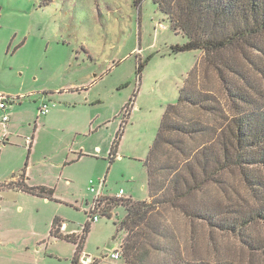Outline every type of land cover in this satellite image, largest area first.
I'll use <instances>...</instances> for the list:
<instances>
[{"label":"rangeland","instance_id":"1","mask_svg":"<svg viewBox=\"0 0 264 264\" xmlns=\"http://www.w3.org/2000/svg\"><path fill=\"white\" fill-rule=\"evenodd\" d=\"M186 40L170 29L150 0L140 6L134 0H0V94L10 99L6 112L0 110V183L26 172L31 184L45 182L54 189L49 201L14 189L0 193V264H71L75 246L50 237L49 229L57 216L68 232H82L93 199L90 179H104V196L115 197L122 189L124 199L147 200L144 161L165 109L176 103L194 66L196 90L211 94L228 113L226 92L216 71L205 66L203 52H172V46ZM222 56L239 72L228 71V79L264 99V33ZM42 103L55 107L41 115ZM182 112L213 123L199 108L183 106ZM3 115L9 123L1 121ZM90 123L98 126L95 132L77 134L88 132ZM33 135L37 145L28 153L25 138ZM182 139L188 148L201 144L199 138ZM94 144L95 156L63 167L58 180L67 148L89 152ZM112 145L119 157L110 162ZM194 200L216 203L227 212L251 201L237 171L223 174ZM124 216L121 205L111 209L110 218L99 215L89 225L83 255L96 264L123 263L108 257L125 237L116 226ZM152 222L168 234L160 242L170 245L173 257L264 264V252L245 242L264 238L261 225L245 229L240 237L191 222L168 207ZM145 248L153 259L164 257L152 246Z\"/></svg>","mask_w":264,"mask_h":264},{"label":"trees","instance_id":"2","mask_svg":"<svg viewBox=\"0 0 264 264\" xmlns=\"http://www.w3.org/2000/svg\"><path fill=\"white\" fill-rule=\"evenodd\" d=\"M143 1L134 0V3L140 6ZM150 1L166 17L170 29L176 34L181 32L187 39L183 44L172 46V52H203V62L216 71L230 109L227 113L211 94L196 90L194 66L178 91L176 103L165 109L156 138L144 161L148 200L132 201L103 196L100 216L110 218L113 207L121 205L124 208V218L116 223L117 229L126 233L121 264H231L223 261H190L171 256L170 245L164 246L160 242L161 239L167 241L168 234L162 233L160 223L154 224L152 221L161 209L168 207L176 209L191 222H203L211 228L240 237L251 226L261 225L264 229V99H256L228 79V71L233 74L239 72L232 62H224L222 56L228 50L249 45L252 38L264 33V0ZM183 106L207 112L213 123L186 117L182 112ZM182 137L199 138L201 144L188 148ZM173 150L177 151L179 158L172 156V153L167 154ZM115 153L116 145H112L110 161ZM229 171H237L248 190L251 201L246 202L245 206L227 212L216 203L194 200L195 195ZM23 175H19L16 182L1 184L0 188H16L54 199L52 189L29 187L23 182ZM61 225L62 219L54 217L49 234L76 245L71 264H79L78 258L89 232V223L83 227L79 240L77 236L62 234ZM245 242L249 243L250 248L264 252V238ZM147 245L157 253H164V257L153 259L146 255Z\"/></svg>","mask_w":264,"mask_h":264},{"label":"crops","instance_id":"3","mask_svg":"<svg viewBox=\"0 0 264 264\" xmlns=\"http://www.w3.org/2000/svg\"><path fill=\"white\" fill-rule=\"evenodd\" d=\"M62 91V90H61ZM60 91V92H61ZM12 102V101H11ZM48 106H49V110H48V113H50V109L54 106L53 104L52 105H49L48 104ZM55 107V106H54ZM38 113H39V110H38ZM48 113H46V114H48ZM40 114V113H39ZM46 114H41V115H46ZM9 121H10V118H9V120H8V122L7 123H9ZM93 122V120H91V123ZM6 123V124H7ZM91 123H90V127L88 128V132H77V134H84V133H93V132H95L97 129H98V126L96 127V128H93V126H91ZM7 128V127H6ZM8 129V128H7ZM25 140H26V138H25ZM37 138L35 139V136L33 135L32 137H31V142H30V144H28V143H26L27 144V149L29 148V152L28 153H30L31 152V150H32V147H35L36 145H37ZM3 144H5V143H3ZM2 144V145H3ZM4 146V145H3ZM67 153L65 154L66 156H65V158H64V160L62 161V163H61V168H62V170H61V176H60V178L58 177V180H61V177H62V175H64V169H63V167H66L67 165H69V164H73V163H75V162H79V161H83L84 160V158H93V156H95V154H92V153H95V152H98V144H94L93 145V147H92V150H90L89 152H87L86 150H83L82 149V147L81 148H74V147H72V146H69L68 148H67ZM92 151V152H91ZM94 151V152H93ZM109 156H110V154H109ZM116 157H119V156H117V154L115 153V156H114V158H113V160L116 158ZM110 160V159H109ZM113 160H111L110 162H113ZM144 166V165H143ZM144 169H145V172H146V168H145V166H144ZM23 182L27 185V186H29V187H46V188H49V189H51L52 187H51V185L50 184H48V183H45V182H42V183H34V184H42V185H33V183L31 184L30 182H28L27 180H28V178H27V176H26V172H23ZM146 176H147V172H146ZM17 178L18 177H13L12 178V180L11 181H6V182H3V183H0V185L1 184H4V183H8V182H16V180H17ZM101 179V178H100ZM99 179L97 178V179H95V180H93V179H90L89 180V183H90V181H92L93 183H97V181H98ZM146 188H147V194H148V184L146 183ZM10 189H14V191L16 192V193H19V194H29V193H26V192H23V191H20V190H18V189H16V188H10ZM10 189H8V188H6V187H4V188H0V193L1 192H4V191H6V190H10ZM104 189V188H103ZM52 190H54L53 188H52ZM119 190H122V189H119ZM89 191V190H88ZM123 191V190H122ZM54 192V191H53ZM54 194V193H53ZM118 194V193H117ZM116 194V195H117ZM30 195H32V194H30ZM102 195H103V191H102ZM116 195H115V197H116ZM34 196H36V195H34ZM104 196V195H103ZM36 197H39V196H36ZM53 197H54V195H53ZM123 197H124V191H123ZM40 198H43V197H40ZM43 199H45L46 201H49V199H47V198H43ZM147 200H148V198H147ZM1 201H2V197H1V195H0V203H1ZM134 201V200H133ZM0 210H1V207H0ZM88 223H89V225L91 224V223H95V222H89V221H87ZM96 222H98V221H96ZM51 223H52V221H51ZM50 228H51V225H50ZM83 230V228L81 229V231ZM118 230V229H117ZM49 231H50V229H49ZM60 231H61V233L62 234H69V235H74V236H77V240H79V237L81 236L80 234H82V232H74V231H67V227H66V225H65V222L62 220V225H61V228H60ZM120 231V230H119ZM88 234V233H87ZM80 235V236H79ZM49 236H50V234H49ZM125 236H126V233H125ZM50 237H52V236H50ZM54 238V237H53ZM55 239H58V238H55ZM125 239V237L121 240V242H119V244L115 247V248H117V247H119L121 244H123V240ZM74 245V244H73ZM75 246V248H76V245H74ZM84 247V246H83ZM83 247H82V249H81V252H80V254H79V257L81 256V255H83V253H82V251H83ZM114 248V249H115ZM96 261H98V260H95V262Z\"/></svg>","mask_w":264,"mask_h":264},{"label":"built area","instance_id":"4","mask_svg":"<svg viewBox=\"0 0 264 264\" xmlns=\"http://www.w3.org/2000/svg\"><path fill=\"white\" fill-rule=\"evenodd\" d=\"M10 99L8 97H5L4 95L0 94V110L3 111V113L6 112V103L9 102ZM49 106L47 103H42L41 107L39 108V113L40 114H46L48 113ZM9 118L7 115H3L1 117V121L6 124L8 122ZM31 138L26 137V143L30 144ZM104 179H99L97 183H93L90 181L88 190L89 192L93 195V199L91 201L90 207H89V212L87 213L89 218V222H96L99 220V215H100V210H101V205H100V200L102 199V191L104 188ZM116 198H123V191L119 190L118 194L116 195ZM122 256V244L115 248L112 252L109 254V259L113 261H118L120 260ZM79 264H93L95 260L91 256L87 255H81L78 258Z\"/></svg>","mask_w":264,"mask_h":264}]
</instances>
